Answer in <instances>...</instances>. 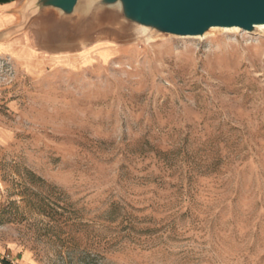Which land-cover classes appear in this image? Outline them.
I'll use <instances>...</instances> for the list:
<instances>
[{"label": "rangeland", "instance_id": "obj_1", "mask_svg": "<svg viewBox=\"0 0 264 264\" xmlns=\"http://www.w3.org/2000/svg\"><path fill=\"white\" fill-rule=\"evenodd\" d=\"M101 2L31 13L29 56H0V263L264 264V28Z\"/></svg>", "mask_w": 264, "mask_h": 264}, {"label": "water", "instance_id": "obj_2", "mask_svg": "<svg viewBox=\"0 0 264 264\" xmlns=\"http://www.w3.org/2000/svg\"><path fill=\"white\" fill-rule=\"evenodd\" d=\"M77 2L28 0L20 10V21L44 8L70 15ZM100 5L118 6L128 22L178 37L203 36L212 29L253 33L264 26V0H102Z\"/></svg>", "mask_w": 264, "mask_h": 264}, {"label": "crops", "instance_id": "obj_3", "mask_svg": "<svg viewBox=\"0 0 264 264\" xmlns=\"http://www.w3.org/2000/svg\"><path fill=\"white\" fill-rule=\"evenodd\" d=\"M25 0H0V56L26 59L31 50L20 32V10Z\"/></svg>", "mask_w": 264, "mask_h": 264}, {"label": "bare ground", "instance_id": "obj_4", "mask_svg": "<svg viewBox=\"0 0 264 264\" xmlns=\"http://www.w3.org/2000/svg\"><path fill=\"white\" fill-rule=\"evenodd\" d=\"M257 29H263L264 26H257ZM224 30H238L237 28H231V29H224Z\"/></svg>", "mask_w": 264, "mask_h": 264}, {"label": "built area", "instance_id": "obj_5", "mask_svg": "<svg viewBox=\"0 0 264 264\" xmlns=\"http://www.w3.org/2000/svg\"><path fill=\"white\" fill-rule=\"evenodd\" d=\"M1 264V263H0ZM4 264H13L12 261H10L9 263H4Z\"/></svg>", "mask_w": 264, "mask_h": 264}]
</instances>
